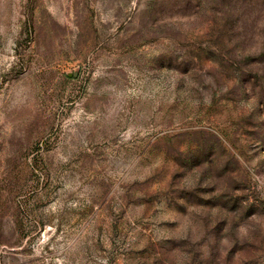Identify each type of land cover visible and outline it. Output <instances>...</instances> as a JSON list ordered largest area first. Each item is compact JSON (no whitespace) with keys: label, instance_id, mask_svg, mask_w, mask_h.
<instances>
[{"label":"rangeland","instance_id":"rangeland-1","mask_svg":"<svg viewBox=\"0 0 264 264\" xmlns=\"http://www.w3.org/2000/svg\"><path fill=\"white\" fill-rule=\"evenodd\" d=\"M0 264H264V0H0Z\"/></svg>","mask_w":264,"mask_h":264}]
</instances>
